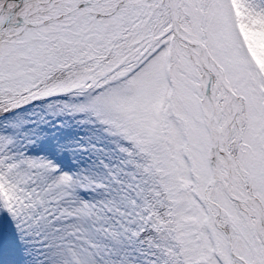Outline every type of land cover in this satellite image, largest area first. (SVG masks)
I'll use <instances>...</instances> for the list:
<instances>
[{
	"label": "snow or ice",
	"instance_id": "snow-or-ice-1",
	"mask_svg": "<svg viewBox=\"0 0 264 264\" xmlns=\"http://www.w3.org/2000/svg\"><path fill=\"white\" fill-rule=\"evenodd\" d=\"M0 0V264H264V0Z\"/></svg>",
	"mask_w": 264,
	"mask_h": 264
},
{
	"label": "bare ground",
	"instance_id": "bare-ground-1",
	"mask_svg": "<svg viewBox=\"0 0 264 264\" xmlns=\"http://www.w3.org/2000/svg\"><path fill=\"white\" fill-rule=\"evenodd\" d=\"M235 4V8L237 10V16L242 17V13L239 11L238 3L239 0H233ZM240 24L243 28V32L247 38V40L254 39L255 42H260L264 44V20H246V19H240ZM262 44V49H264V45ZM259 54H262L261 51H259Z\"/></svg>",
	"mask_w": 264,
	"mask_h": 264
},
{
	"label": "rangeland",
	"instance_id": "rangeland-1",
	"mask_svg": "<svg viewBox=\"0 0 264 264\" xmlns=\"http://www.w3.org/2000/svg\"><path fill=\"white\" fill-rule=\"evenodd\" d=\"M238 7H239V3H238ZM233 8L236 9L234 2H233ZM239 27H240V31L244 37V41L248 47V51L251 54L254 62L256 63L257 67H259L261 69V71L264 72V49H262L263 43H260L257 41L255 42L254 39H251L250 41L247 40L240 22H239ZM259 51H261L262 54H259Z\"/></svg>",
	"mask_w": 264,
	"mask_h": 264
}]
</instances>
